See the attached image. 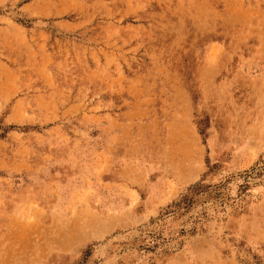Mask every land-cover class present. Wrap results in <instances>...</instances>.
I'll return each mask as SVG.
<instances>
[{
  "label": "rangeland",
  "instance_id": "374dc122",
  "mask_svg": "<svg viewBox=\"0 0 264 264\" xmlns=\"http://www.w3.org/2000/svg\"><path fill=\"white\" fill-rule=\"evenodd\" d=\"M0 264H264V0H0Z\"/></svg>",
  "mask_w": 264,
  "mask_h": 264
}]
</instances>
